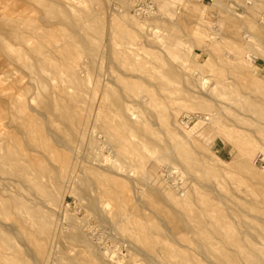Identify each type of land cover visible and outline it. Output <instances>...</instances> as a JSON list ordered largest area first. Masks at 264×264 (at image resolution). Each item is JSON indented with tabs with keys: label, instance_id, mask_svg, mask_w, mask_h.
Listing matches in <instances>:
<instances>
[{
	"label": "rangeland",
	"instance_id": "rangeland-1",
	"mask_svg": "<svg viewBox=\"0 0 264 264\" xmlns=\"http://www.w3.org/2000/svg\"><path fill=\"white\" fill-rule=\"evenodd\" d=\"M39 1L38 6L33 0H21L10 18L19 20L21 16L17 9L23 5L28 9L23 17L27 18L28 24L38 26L39 33L52 27L55 29L53 25L48 26L44 18L48 0ZM55 1L60 3V10L72 18L64 19L59 25L62 29L58 26L70 53L67 58L59 57V63L64 67L71 58L77 59L80 73L77 77L85 86L81 90L75 88L66 75L65 81L53 80L51 85L59 86L67 98L80 94L76 111L86 119V125L73 127L72 137L64 134L58 122L51 126L48 137L51 135L49 142L56 154H45L37 147V141L28 143L24 135L19 136L21 151L25 154L21 164L29 165L28 158L32 155L42 161L47 172L41 175L38 189L33 188L38 172L36 165L30 167L28 179L24 178L27 181L22 184L18 179L24 174L19 178L13 176L17 181L10 180L8 175H0V195H19L28 208L20 212L11 210L0 217L2 229L11 237L15 248L11 249V245L8 252L17 257V262L58 264L68 260L69 264H102L105 257L109 264H143L142 253L147 249L140 239L148 229L142 225L140 215L162 226L160 232L165 236H154L156 241L174 239L173 200H184L187 194L189 201L193 197H205V201L218 203V208L210 213L219 220V225L226 224L229 232L246 230L253 224L261 227L264 194L257 190L264 185V0H154L156 11L149 16L135 11L136 0H130L131 8L125 10L121 0ZM2 14L0 10V17ZM70 32H74L73 37ZM36 42L44 44L43 39L36 38ZM22 75L16 72L6 82L7 77L3 76L0 85L5 87L12 78ZM30 82L35 83L25 78L23 85ZM128 83L135 87V92L127 91ZM118 88L127 100V114L133 119L130 122L143 127L149 135L151 132L157 134L156 141L163 147L170 140H182V146L190 141L195 144L197 153L189 167L172 163L168 158L162 161L171 150L155 157L148 148L145 152L141 150L140 159L122 157L116 139L98 132L99 117L104 115L98 109L102 92L117 91ZM200 92H204L210 104L204 110L197 106ZM9 93L15 94L21 102H29L30 108L35 106L31 113L51 125L52 117L48 114L43 118L40 114L43 113L38 104L41 93L32 98L29 94H20L17 89ZM91 93L95 97L93 101ZM2 98L0 133L15 135L16 130L10 123L11 105L2 106ZM246 101L253 105L244 112L240 105ZM166 111L174 113L173 122L179 132L175 137L167 130ZM240 111L260 140L248 155L213 126V122L220 120L227 128H233L235 120L228 113ZM212 112L217 114L213 121L204 125L198 121V116ZM108 114L112 125L122 123L123 116L119 111L112 108ZM170 127L174 128L172 124ZM132 140L141 142L134 136ZM5 141L0 144L14 147L15 141L9 142L10 138ZM64 153L68 154L72 166L65 171L61 157ZM95 165L126 178L119 177L120 181L131 179L135 184L134 194L123 208L118 199L109 197L110 193H106L98 180L87 178V168ZM138 167L144 168L145 174ZM9 170L12 172L13 168ZM59 171L62 173L57 176ZM222 215L226 217L223 221L219 219ZM249 215L259 219L249 222ZM126 228L135 236L130 237ZM189 236L192 238L191 234ZM258 241L257 245L264 253V236ZM201 254L195 248L187 251L196 264L219 263L220 252L216 246L212 253L205 251V259Z\"/></svg>",
	"mask_w": 264,
	"mask_h": 264
},
{
	"label": "bare ground",
	"instance_id": "bare-ground-1",
	"mask_svg": "<svg viewBox=\"0 0 264 264\" xmlns=\"http://www.w3.org/2000/svg\"><path fill=\"white\" fill-rule=\"evenodd\" d=\"M20 1L21 0H0V10L3 13L2 17H0V82H2L1 78H3V76L7 77L4 80L6 82L16 72H21L23 74L22 77L16 79L12 78L10 84L5 87L0 85V96H1L0 98H2V95L4 94L3 95L4 99L2 98L3 101L1 102V105L2 106H7L8 104L11 105L10 108L12 111H10L11 112L10 123L11 126L16 130L15 135L12 133L7 135H3L2 133H0V141L4 142L6 139L9 138H10L9 142H11V140L15 141V143L13 142L14 143L13 148L6 145L3 146L2 144H0V175L1 174L8 175V178L10 177V180L13 179L17 181L16 180L17 178L15 179L14 177L19 178L21 174H24L21 175L20 180L18 179V182L22 184V182L27 181L24 180V178L28 179L27 177L30 174L29 172L30 167L36 165L38 172L36 170L37 175L35 177L36 181L35 184L33 185V188L38 189L41 187L40 177L41 175H43V172L46 171V168L44 167L41 160H39L38 158L32 155L29 156L28 158L30 160L29 165L25 166L21 164L22 163L21 160L23 159L25 154L21 151V143H20L21 140L19 139V136L24 135L27 138L28 143L37 141L38 142L37 147L40 150H42L45 154H51V153L56 154L57 151H55L53 144L49 142V137L51 135L48 137V130L50 129V127L54 126V124L58 122L61 125L60 128L62 129L64 134H67L70 137H72L74 135L73 127L85 126L86 119L80 117L76 111V104L81 99L80 94L76 96H71L68 94L69 98H67L66 94H64L60 90L59 86L51 85V81L54 80L58 83L63 82L65 81L64 75H66L68 80L74 84V87L78 88L79 90H81L85 86V83L83 81H80L79 78L77 77L79 73L77 70L78 69L77 67L79 66L77 59L71 58L69 63L66 64L64 67L61 66L62 64L59 63V57L70 54L68 43L66 45H64L65 43H63L64 34L62 36L60 35L61 32L60 33L58 32V30L60 29L59 27H61L59 25L63 23L66 17H68L69 19L72 18H70L69 15L66 14L67 12L65 13V11L63 12L62 10H60L59 2L55 0H48V3L45 4L44 6V18H46L45 20L48 22L49 24L48 26L51 27L53 25L56 28L53 29L52 27V29L50 28L45 32L39 33L40 28L38 26H32L28 24L27 18L23 17V15H25L23 13L26 10H28L27 7L22 5L19 7V9H17L20 12V16H21L19 17L20 18L19 20L18 19L13 20L12 18H10L9 15L15 14L16 12L15 6ZM33 1L36 5L38 6L40 5L39 0H33ZM138 1L140 0H136V4ZM150 1L154 3V0H150ZM121 3L124 10L125 8L126 9L131 8L132 3L130 2V0H121ZM135 11L137 12L136 9ZM62 28L63 27H61V29ZM73 33L71 35L72 37L74 35ZM68 36L70 37V35ZM88 37H90V35ZM262 37L264 38V34H262ZM36 38L43 39L44 44L37 43ZM66 42H68V38ZM79 42L82 43L83 39L81 41L79 40ZM119 53L121 54L122 50ZM118 54H116V57ZM124 60L125 59H123V61ZM197 75H199V73ZM25 78L27 80L29 78L35 83L31 84L30 82V84L25 83L26 85H23V81L25 80ZM128 84L129 85H127V91L135 92L136 90L135 87L133 85H130V83ZM48 87L51 88L49 92L46 93L45 91L46 94L44 95L43 91L46 90ZM15 89H17L20 94L24 93L25 96L29 94L31 98L33 97V95L35 97H38L41 93L42 98L40 97L38 104L40 109L43 111V113L40 114L43 115V118H45L46 115L49 114L52 117L51 125L45 123V121H42L39 116L38 118L36 115H34V113H31V108L34 112L35 106L30 108L29 102L26 101L21 102L19 97L15 98L16 97L15 94L13 95L9 93ZM118 89L119 90L117 91L106 90L102 92V97H101L102 101L98 109L100 113L103 112L104 115L99 117V120L101 119L100 120L101 124L100 126H98V132L102 134H106L108 138L116 139V142L119 143L120 145L119 146L120 148L118 147L119 148L118 153L122 157L127 156V157H132L133 159H138L141 150L144 151V149H148V148L151 150L152 154L155 157H157L158 154L165 153L168 150H171V153L169 152L170 155L167 156L162 161H166V159L168 158V160L172 163L184 164L185 166L189 167L192 164L194 154L197 153L195 152V144L190 141L189 143L185 142V145L182 146L181 144L184 141L182 142V140H180L178 142H174L170 140L168 141L167 145L163 147L161 143H158L156 141L159 137L157 134L151 132L149 135L147 134L148 133L147 130L145 131L143 127L132 124L130 122L133 119L131 116H129V114H127L128 107L125 103L127 100L125 99V97H123L125 96L124 94L122 96L120 88ZM198 90L200 91V88ZM201 94H199L201 97L199 98V102L197 103V106L201 110H204L205 108H208L210 104L206 100V95H204V92L202 95ZM57 95L59 96V98ZM92 95L93 94L91 93L90 94L91 101H93L95 98ZM108 99H110L109 103L106 102ZM252 105H253L252 102L246 101L240 105V109L246 112L248 111L247 109L250 108ZM112 108L119 111L123 116V121L119 125L118 124L112 125L110 123L112 119L108 113ZM241 112L242 111L237 113L241 114ZM237 113L236 112L228 113V115L232 116L235 120L234 121L235 125L233 126V128H227L225 126L224 121L220 122V120H216L215 122H213V126L214 129H217V131L225 135L231 142H233V144L239 147L240 150L245 155H248L253 151L256 142L260 140L259 138L257 140V136L255 135V132L253 133L251 129L248 127L249 126L248 118L241 117L243 116L242 115L243 113L241 115H237ZM216 115L217 114L213 112L212 114L206 113L204 115L198 116L197 119L200 123H202V125H204L205 123L213 121ZM164 118H166V121L168 122L167 123L168 132L172 135V137H175L176 134H178L179 132L176 131L177 129H175V124L173 122L174 120L173 111H166ZM169 123L172 124L174 128H171ZM217 125L219 126L218 128L216 127ZM136 133H139V135L137 136ZM133 136L139 138L141 142H133L132 140ZM1 151H3L2 154ZM61 157L63 162L62 163L63 170L64 171L67 169L69 170V168H71L72 166L70 165V161H69L70 159L68 154L64 153ZM77 166H79V164ZM9 168H13V171L10 172ZM138 168H140V170L143 171V173L145 174L144 168L143 170L141 169V167ZM59 170H61V166ZM71 171H73V169L70 170V172ZM56 173L57 176H60L62 172L59 171ZM87 174H88L87 178L92 177L98 180L100 186L105 189L106 193L108 194L110 193L109 197L112 196L118 199L121 208H123L125 203L130 199L132 193L134 194L135 184L133 183V181H131V179L125 182L120 181L118 178L122 176L116 174L113 170L111 171L104 170V168H99L98 166L89 167L87 168ZM25 186H27V183ZM263 190H264V185L263 188L261 190H257V192L261 193L262 191V194H264ZM188 196L189 195L187 194V197L184 200H179V199L177 200L175 198L173 200L174 210H173L172 219L174 221V226H173L174 239H164V240L156 241V238L154 236L156 235L165 236L164 232H160L162 226L160 225V223L158 224L153 219L147 218L143 214L140 215V220L142 222V225L148 229V233L141 235L142 238L140 239V241L143 244H145L147 249L146 253L141 251L143 252L142 253L143 256L141 255L144 259L143 264H196L193 262L192 257L187 255L188 250L192 248L198 249L205 256V251L212 253L215 249V246L220 252V254L217 257V260L219 262L218 264H264V256H263L264 253L262 251V248H260L257 245V242L259 243L258 239L264 236V223H262L261 227H257L258 225L256 226L255 224H253L250 227H248L246 230H241L239 232H229L226 230L225 227L226 224L219 225L218 224L219 220L217 221V219H215L210 213L211 210L218 208V203H215L213 201H205V197H198V199H194L193 197L192 201H189ZM55 200L56 197L54 196L53 201ZM138 200L139 199H137V202H139ZM187 201L190 202V204H187ZM23 209L28 210L27 204L22 198L19 197V195H15V196L0 195V217L6 214V212H11V210L20 212ZM225 218L226 217L222 215L219 219L223 221ZM247 219L249 220V222H251L253 221V219L257 220L259 218L256 215H249L247 216ZM3 226L4 225L1 224L0 221V264H21L19 261H18L19 263L17 262L16 260L17 257L14 254L8 252V250L12 247L11 245L13 244H11V241L9 239L10 236L8 237V235L4 233L5 231L2 229ZM126 232L129 234L130 237L135 236L134 232L133 231L131 232L130 230H128V228H126ZM190 234L193 239L190 238L189 236ZM88 244L87 247H91L90 246L91 244L90 245ZM11 249H15L14 245L13 248ZM95 254L94 257L97 258ZM153 254H155L156 256H154ZM202 254L201 256H203ZM24 256L26 255L24 254ZM66 257L68 258L70 256H66ZM205 258L206 256L204 257V259ZM102 259H103L102 264L110 263L108 259L105 260V257ZM67 261L61 260L59 261L58 264H69Z\"/></svg>",
	"mask_w": 264,
	"mask_h": 264
},
{
	"label": "built area",
	"instance_id": "built-area-1",
	"mask_svg": "<svg viewBox=\"0 0 264 264\" xmlns=\"http://www.w3.org/2000/svg\"><path fill=\"white\" fill-rule=\"evenodd\" d=\"M135 9L138 13L146 16L154 13L156 6L150 0H140L137 2Z\"/></svg>",
	"mask_w": 264,
	"mask_h": 264
}]
</instances>
